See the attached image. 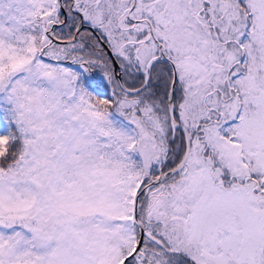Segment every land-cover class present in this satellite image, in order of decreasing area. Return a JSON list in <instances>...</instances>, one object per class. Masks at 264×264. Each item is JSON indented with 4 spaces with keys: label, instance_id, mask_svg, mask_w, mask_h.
I'll list each match as a JSON object with an SVG mask.
<instances>
[{
    "label": "snow or ice",
    "instance_id": "obj_1",
    "mask_svg": "<svg viewBox=\"0 0 264 264\" xmlns=\"http://www.w3.org/2000/svg\"><path fill=\"white\" fill-rule=\"evenodd\" d=\"M0 264H264V0H0Z\"/></svg>",
    "mask_w": 264,
    "mask_h": 264
}]
</instances>
